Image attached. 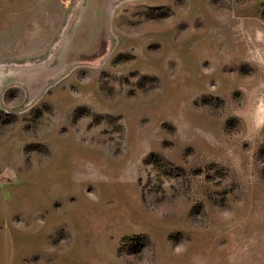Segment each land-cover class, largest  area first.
Segmentation results:
<instances>
[{"label": "rangeland", "instance_id": "obj_1", "mask_svg": "<svg viewBox=\"0 0 264 264\" xmlns=\"http://www.w3.org/2000/svg\"><path fill=\"white\" fill-rule=\"evenodd\" d=\"M0 264H264V0H0Z\"/></svg>", "mask_w": 264, "mask_h": 264}]
</instances>
